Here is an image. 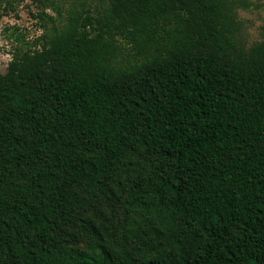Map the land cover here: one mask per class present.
Returning a JSON list of instances; mask_svg holds the SVG:
<instances>
[{
    "label": "trees",
    "instance_id": "obj_1",
    "mask_svg": "<svg viewBox=\"0 0 264 264\" xmlns=\"http://www.w3.org/2000/svg\"><path fill=\"white\" fill-rule=\"evenodd\" d=\"M97 1L40 11L0 73V264H264L242 3Z\"/></svg>",
    "mask_w": 264,
    "mask_h": 264
},
{
    "label": "rangeland",
    "instance_id": "obj_2",
    "mask_svg": "<svg viewBox=\"0 0 264 264\" xmlns=\"http://www.w3.org/2000/svg\"><path fill=\"white\" fill-rule=\"evenodd\" d=\"M74 2L85 3L96 14L99 3L97 0H23L15 4L13 9L0 14V73L6 71V66L11 59L13 46L22 44V40H34L42 34L45 21L37 17L44 10L52 16L58 17V12L65 14L66 7ZM242 7L237 9L240 21L239 36L245 46H251L264 40V0H240ZM46 4V7H45ZM17 28V29H16ZM23 38V39H22ZM122 213V210H119ZM89 247L86 242L80 243Z\"/></svg>",
    "mask_w": 264,
    "mask_h": 264
}]
</instances>
